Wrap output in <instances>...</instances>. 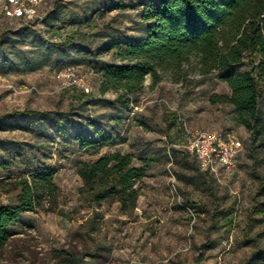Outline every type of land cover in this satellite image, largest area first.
<instances>
[{
    "label": "rangeland",
    "instance_id": "1",
    "mask_svg": "<svg viewBox=\"0 0 264 264\" xmlns=\"http://www.w3.org/2000/svg\"><path fill=\"white\" fill-rule=\"evenodd\" d=\"M149 1L46 0L31 20L6 19L0 8V35L8 41V60L0 56V116L43 112L0 121V178L50 168L60 191L54 212H28L11 228L18 234L0 252V264H60L53 250H73L80 264H197L198 257L199 264H241L257 244L264 247V148L250 144L231 104L212 101L214 94H231L218 71L203 75L192 58L161 71L157 83L149 75L127 106L114 90L100 91L101 69L114 62L106 44L143 36V3ZM69 37L74 47L62 52L55 46ZM64 62L87 76L91 95L57 79ZM251 68L246 59L241 69ZM59 111L71 121L66 135L52 124ZM177 118L241 140L235 168L210 174L181 153L169 167ZM116 151L133 154L134 164L148 169L132 210L109 200L93 204L80 192L78 165ZM18 194L0 184L1 203L16 202Z\"/></svg>",
    "mask_w": 264,
    "mask_h": 264
},
{
    "label": "trees",
    "instance_id": "2",
    "mask_svg": "<svg viewBox=\"0 0 264 264\" xmlns=\"http://www.w3.org/2000/svg\"><path fill=\"white\" fill-rule=\"evenodd\" d=\"M143 6L144 35L114 39L106 44L107 51L113 52L114 62L101 69L100 91L114 90L118 102L127 106L144 90L149 75L157 83L161 80V71L178 69L195 58L203 75L218 71L219 79L231 88V94H214L212 101L231 104L238 123L250 132V144L264 148L261 107L264 98V0H152ZM7 42L5 35H0V56L4 61L8 60L4 48ZM75 45L71 37L55 44L62 52ZM246 59L252 68L242 70ZM66 65L72 64L64 62L56 70ZM41 114L43 112L34 109L13 110L1 115L0 121L14 117L36 119ZM52 124L66 135L71 121L67 114L59 111ZM183 124L179 118L173 123L178 133L175 138L171 137L168 165L172 163L173 166L176 154L181 153L192 157L201 169L194 155L173 146L182 138ZM77 140L85 145L93 144L82 135H77ZM77 173L83 180L80 192L93 204L101 205L109 200L120 203L124 210H132L137 207L141 195L138 184L147 176L148 169L146 165H135L133 154L116 151L95 161L81 162ZM55 174L54 169L38 168L28 174L0 178V184L7 191L19 190L16 202H0V252L17 237L18 233L11 228L26 213L57 209L60 191ZM260 190L264 191V178H261ZM52 258L60 264L81 262L73 250H53ZM199 262L201 258L198 257L197 264ZM241 264H264V247L257 244Z\"/></svg>",
    "mask_w": 264,
    "mask_h": 264
},
{
    "label": "built area",
    "instance_id": "3",
    "mask_svg": "<svg viewBox=\"0 0 264 264\" xmlns=\"http://www.w3.org/2000/svg\"><path fill=\"white\" fill-rule=\"evenodd\" d=\"M45 1L0 0V8L6 19H33L37 16V9ZM55 74L65 88L80 91L85 95L93 93L89 79L82 74L78 67L66 65L56 70ZM182 128V138L173 146L187 150L194 155L201 169L218 174L221 170L230 172L235 168L238 155L244 149L241 140L234 137H224L218 131L193 128L186 123L183 124ZM171 166L172 163L169 164V167ZM172 176L174 175L172 174Z\"/></svg>",
    "mask_w": 264,
    "mask_h": 264
}]
</instances>
